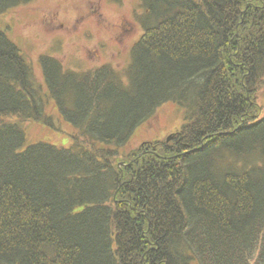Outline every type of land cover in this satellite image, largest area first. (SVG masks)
I'll use <instances>...</instances> for the list:
<instances>
[{"label":"trees","instance_id":"16d2710c","mask_svg":"<svg viewBox=\"0 0 264 264\" xmlns=\"http://www.w3.org/2000/svg\"><path fill=\"white\" fill-rule=\"evenodd\" d=\"M139 7L125 69L41 55L48 92L0 29V264H264V0ZM168 102L173 140L126 152ZM30 121L72 145L22 149Z\"/></svg>","mask_w":264,"mask_h":264},{"label":"rangeland","instance_id":"374dc122","mask_svg":"<svg viewBox=\"0 0 264 264\" xmlns=\"http://www.w3.org/2000/svg\"><path fill=\"white\" fill-rule=\"evenodd\" d=\"M141 0H30L0 16V29L21 49L30 64L35 84L47 90L41 55L57 58L65 69L86 71L104 64L125 69L131 49L143 34L136 19L142 13ZM48 92V90H47ZM264 115V88L259 94ZM49 109V108H48ZM56 118L59 112L51 106ZM185 111L177 104H163L158 112L140 126L125 149H138L143 142L170 143L185 123ZM25 145L49 143L68 148L73 127L63 121L62 130H53L37 122L20 123ZM196 264V263H194Z\"/></svg>","mask_w":264,"mask_h":264}]
</instances>
